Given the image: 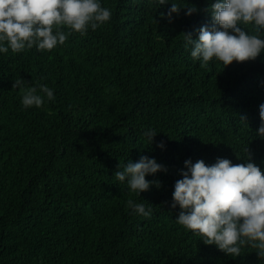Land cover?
Segmentation results:
<instances>
[{
  "label": "trees",
  "instance_id": "trees-1",
  "mask_svg": "<svg viewBox=\"0 0 264 264\" xmlns=\"http://www.w3.org/2000/svg\"><path fill=\"white\" fill-rule=\"evenodd\" d=\"M171 2L100 0L111 19L96 31L60 26L64 45L0 54V264H264L249 245L232 257L205 244L171 207L185 161L245 164L247 148L264 175V53L201 67L183 33L197 39L211 25L215 0H185L198 11L170 22ZM15 79L46 84L56 100L24 109ZM141 156L167 171L146 176L161 186L139 197L114 174ZM129 199L151 204V218L132 214Z\"/></svg>",
  "mask_w": 264,
  "mask_h": 264
},
{
  "label": "clouds",
  "instance_id": "clouds-1",
  "mask_svg": "<svg viewBox=\"0 0 264 264\" xmlns=\"http://www.w3.org/2000/svg\"><path fill=\"white\" fill-rule=\"evenodd\" d=\"M157 2L163 6L169 0ZM183 8L188 16L198 11L179 0L171 2L166 18L171 22L173 14L179 15ZM207 11L211 25L202 26L197 39L183 33V47L201 67L215 58L225 68L234 61H254L264 53V0H215ZM110 19V10L102 7L100 0H0V54L9 50L18 54L33 47L39 52L51 51L58 44L64 45L67 35H86ZM249 24L255 26L256 35L238 26ZM60 26L70 30L67 35ZM13 88L19 89L24 109L40 108L56 100L54 89L46 84L28 86L24 79H15ZM259 116L256 134L264 138V104L259 106ZM157 134L151 128L143 132L149 144ZM157 146L165 147L163 142ZM245 151V164H233L226 158H218L211 165L203 160L185 161L187 171H182L183 178L175 182L171 207L180 209L175 223L201 237L205 244L215 245L232 257L240 256L242 247L249 245L264 260V175L251 161L247 148ZM161 171L167 169L154 158L141 156L138 162L120 164L114 177L140 197L153 184L161 186L158 181L146 180V176ZM126 208L145 219L153 214L151 204L132 199Z\"/></svg>",
  "mask_w": 264,
  "mask_h": 264
}]
</instances>
